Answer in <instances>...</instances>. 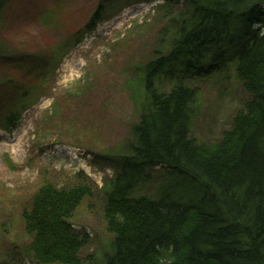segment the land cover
I'll return each mask as SVG.
<instances>
[{
  "label": "trees",
  "instance_id": "1",
  "mask_svg": "<svg viewBox=\"0 0 264 264\" xmlns=\"http://www.w3.org/2000/svg\"><path fill=\"white\" fill-rule=\"evenodd\" d=\"M14 1L0 0V16ZM173 1L183 10L171 22L174 38L168 52L137 68L142 86L137 105L132 104L135 121L119 151L98 153L116 169L115 176L98 190L79 173L71 184L58 187L47 181L32 194L21 213L20 240V253L30 264H264V0ZM102 14L99 5L69 36V49L64 46L60 58L44 60L45 69L56 68ZM7 57L1 53L0 61ZM22 59L18 65L33 62ZM228 65L249 96L245 112L221 142L198 146L190 138L196 93L184 86L163 93L155 84L203 78ZM29 91L15 80L0 82V131L11 134L36 104ZM66 103L73 113L63 114L65 107L55 101L37 129L57 122L67 129L57 133L59 141L82 143L77 134L85 128L79 114L84 103L74 96ZM71 131L75 134L66 135ZM81 145L76 148L82 150ZM153 168L165 175L156 197L136 196ZM90 197L102 203L107 239L97 253L82 255L88 237L74 229L71 219ZM7 252L0 264H23Z\"/></svg>",
  "mask_w": 264,
  "mask_h": 264
},
{
  "label": "rangeland",
  "instance_id": "2",
  "mask_svg": "<svg viewBox=\"0 0 264 264\" xmlns=\"http://www.w3.org/2000/svg\"><path fill=\"white\" fill-rule=\"evenodd\" d=\"M99 5L103 14L96 28L56 68L45 69L44 60L46 63L56 54L60 58L61 48L69 49V36L86 25ZM182 10V4L173 0H15L1 14L0 55L7 53L8 57L0 61V82L8 85L15 80L19 86L25 85L36 104L11 134L0 131V259L8 251L9 257L30 264L20 253L24 235L21 213L45 182L63 187L82 173L100 190L115 176L116 169L98 153L120 150L124 133L137 116L132 105H137L135 95L138 85L142 86L137 68L168 52L167 45L174 38L171 22ZM22 58L36 60L18 65ZM157 86L163 93L179 86L196 93L190 138L198 146H214L228 132L233 133V122L244 114V102L249 99L237 83L233 65L181 83L158 81ZM72 96L84 103L79 114L85 128L77 134L82 143L64 137L59 141L57 133L67 129L57 122H45L43 129H37L55 101L65 107L63 114L73 113L72 106L63 104ZM71 132L66 135L75 134ZM147 176L149 180L138 187L136 196L154 198L165 180L164 171L153 168ZM101 206L97 197H90L71 219L74 229L88 237L82 255L97 253L107 239Z\"/></svg>",
  "mask_w": 264,
  "mask_h": 264
}]
</instances>
